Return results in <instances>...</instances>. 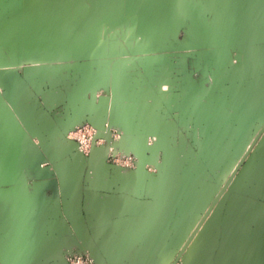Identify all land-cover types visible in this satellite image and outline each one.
<instances>
[{"label": "crops", "instance_id": "0c3cea01", "mask_svg": "<svg viewBox=\"0 0 264 264\" xmlns=\"http://www.w3.org/2000/svg\"><path fill=\"white\" fill-rule=\"evenodd\" d=\"M20 1L0 0V32L4 23L13 28L11 23L19 21ZM189 2H196L206 16L214 15L213 10L222 12L231 3V15L224 18L231 34L224 38L231 44L244 42L240 62L216 57L221 69L216 72V86L210 94L203 87L200 94L194 120L200 122L197 135L204 139L200 148L209 155L198 167V174L192 176L189 168H183L182 175L175 172L161 179L143 170L122 175L103 161L105 152L100 148L83 158L66 141L67 131L72 123L81 121L102 129L110 105L98 101L89 84L72 78L63 97L64 115H50L43 110V68L39 69L30 77L38 79L41 89L33 91L36 96L32 93L29 107L19 113L17 121L28 138L25 168L33 169L45 161L53 171L43 180L40 170L39 181L29 188L15 186L16 176H9L15 165H1L0 264H65L62 250L77 243L91 252L98 264H172L193 226L197 228L224 186L225 177L257 136L224 193L197 228L180 263L264 264V0ZM201 58L204 70L209 58L205 54ZM184 85L182 100L173 99L167 105L182 113L178 118L186 127L192 120L189 104L197 91L190 81ZM126 88L129 90L128 83ZM138 89L128 102L134 122L124 119L123 129L130 136L154 134L159 142L169 123L164 118L160 122L159 99L151 96L149 111L141 109L139 101L149 93L144 87ZM228 103L235 104L237 112L229 111ZM212 146L217 150L209 148Z\"/></svg>", "mask_w": 264, "mask_h": 264}, {"label": "rangeland", "instance_id": "374dc122", "mask_svg": "<svg viewBox=\"0 0 264 264\" xmlns=\"http://www.w3.org/2000/svg\"><path fill=\"white\" fill-rule=\"evenodd\" d=\"M178 1L184 5L190 3L189 0ZM178 1H20V11L16 13L19 21H10L13 28L8 25L9 22L4 23L0 32V70L5 68L0 71V168L2 164L15 165V172L9 175L13 179L16 176L15 186L25 184L29 188L33 187L40 179V170L43 169V180L49 178L47 172L53 171L52 165L45 161L41 166L27 169V154L22 156L21 153L20 157V154L18 156L10 150L11 147L14 149L22 146L21 140H27L26 144L28 143V138L19 126L18 116L29 107L27 102L33 97V91L41 88L43 110L55 117L63 116V97L72 85V78L89 84L97 100L110 105L102 131H98L87 121L71 124L70 128L78 124L75 128L89 125L96 130L91 147L84 154L78 150L76 142L69 138L71 130L67 131L66 141L74 145L76 153L88 159L93 149H103V161L122 175L143 170L161 179L174 176L175 172L182 175L183 168H186V171L189 168L187 172L192 171V176L198 174V167L207 154L209 155L208 151L200 148L201 140L204 139L197 135L200 122L194 120V113L198 112L200 106V94L205 91L203 87H206L210 94L216 86V72L221 71L220 67L216 66V57L227 56L230 60L238 62L237 58H240L241 52L212 51L206 47L209 43L208 46L211 47L226 46V42L230 46L231 41L224 37H229L231 27H227L224 18L231 15V3L222 12L213 10L214 15L206 16L196 6V2L191 3L195 10H190L184 5L181 6L182 10H179ZM116 6L120 7L124 17L122 21L116 22L115 14L103 16L104 12H112ZM157 16L159 20H156ZM102 17L107 21L105 20L99 30L94 24L96 19ZM229 21L230 24L233 23L232 19ZM97 30L100 32L98 38L90 39L98 33ZM63 43L65 46H62ZM27 46H30L29 55L25 50ZM60 46L64 47L63 52L55 59H47L50 49ZM202 54L209 58L204 70L201 67L203 63L200 64ZM42 68L41 87L38 79L30 75L36 74ZM186 81L193 83L197 92L193 93L192 102L189 104V115L193 114L190 115L192 120L184 127L178 118L182 113L173 106L168 107L167 103L173 99L182 100L181 92ZM127 83L129 90L126 88ZM230 83L227 82L229 85ZM139 86L149 93L145 94L144 100L139 101L141 109L144 112L149 111L153 101L151 96L159 99L157 111L160 122L164 118L173 126L171 128L165 124L159 142L154 134L130 136L123 129L124 119L134 122L128 102L136 97ZM48 100H51L50 104H47ZM226 107L231 112H237L233 110L235 104L228 103ZM209 148L217 150L216 146ZM228 177L227 174L225 180ZM193 229H196L195 226ZM65 250H62V255ZM173 264L181 263L177 260Z\"/></svg>", "mask_w": 264, "mask_h": 264}, {"label": "water", "instance_id": "95a60500", "mask_svg": "<svg viewBox=\"0 0 264 264\" xmlns=\"http://www.w3.org/2000/svg\"><path fill=\"white\" fill-rule=\"evenodd\" d=\"M238 42V41H236ZM244 45V42H239V43H235V44H230V46H228V43L226 42V46H217V49H214L210 46H206L207 48H209L210 50H229V51H240L241 47ZM220 47V48H219ZM237 61L240 62L241 61V54H240V58H237ZM15 69V68H13ZM91 126H93L95 129H97L98 131L100 130L99 128L95 127L93 124L89 123ZM78 124H75L72 128H70V130L72 131L75 126H77ZM102 131V129L100 130ZM100 133V132H99ZM257 141V138H255L252 142V144L249 146L248 150L246 151V153L243 155V157L241 158L240 162L237 164L236 168L233 170V172L229 175V177L226 179L224 186L220 189V191L218 192V194L215 196V198L210 202L208 210L206 211V213L203 215V217L199 220L198 226L197 228L202 225V223L205 221V219L207 218L208 214L211 212V210L213 209V207L215 206V204L217 203V201L219 200V198L222 196V194L224 193V190L226 189L227 185L230 183V181L232 180L233 176L235 175V173L237 172L238 168L242 165V163L244 162V160L246 159V157L248 156V153L250 151V149L253 147V145L255 144V142ZM126 151H127V147H126ZM133 152V151H130ZM136 154V153H135ZM193 229L191 235L189 236V238L187 239V241L185 242V244L183 245L182 249L180 250L179 254L177 255L176 259L174 261H179L181 258L182 253L184 252V250L186 249L187 245L191 242V240L195 237V235L197 234L198 229ZM72 248H78L84 251H88L86 249H84L80 244H75L74 246L68 247V248H64L66 249L64 254L66 253V251L72 249ZM63 253V252H62ZM88 253H90V256L94 259L95 264H97V261L95 260V258L93 257V255L91 254V252L88 251ZM64 254L62 255L63 260H64ZM65 263V260H64ZM174 263V262H173ZM172 263V264H173Z\"/></svg>", "mask_w": 264, "mask_h": 264}, {"label": "built area", "instance_id": "2783aa9c", "mask_svg": "<svg viewBox=\"0 0 264 264\" xmlns=\"http://www.w3.org/2000/svg\"><path fill=\"white\" fill-rule=\"evenodd\" d=\"M96 130L89 125L74 128L69 138L76 142L81 153H87L91 147ZM100 141L98 142V144ZM66 264H95V261L87 251L72 248L64 254Z\"/></svg>", "mask_w": 264, "mask_h": 264}, {"label": "bare ground", "instance_id": "6f19581e", "mask_svg": "<svg viewBox=\"0 0 264 264\" xmlns=\"http://www.w3.org/2000/svg\"><path fill=\"white\" fill-rule=\"evenodd\" d=\"M178 1V0H177ZM182 5H184L183 4V2H179L178 1V4H177V7H178V9L179 10H182V8H181V6ZM184 6H188L189 7V9L190 10H195V7L191 4V3H188L187 5H184ZM170 9H172L173 10V8L172 7H170ZM185 10V9H184ZM173 12V11H172ZM193 12V11H192ZM188 13V10H186V14ZM199 13V12H198ZM112 14H115L116 15V22L117 21H122L123 19H124V17L122 16V13H121V10H120V7H118V6H116L113 10H112V12H109V13H107V12H104V14H103V16H106V15H112ZM154 14V13H153ZM158 14V13H157ZM155 15H156V13H155ZM154 17V16H153ZM156 17H154V19H155ZM157 18L158 19H156V20H159V17L157 16ZM161 18V17H160ZM150 19H152V18H150ZM105 20L106 19H103V17H102V19H96L95 20V27L97 28V29H99L100 30V26H102V24L105 22ZM164 20V19H163ZM107 21V20H106ZM151 21H155V20H151ZM150 21V22H151ZM161 21V20H160ZM158 22V21H157ZM147 23H149V22H147ZM214 23H215V20H214ZM144 24H145V22H144ZM154 24V23H153ZM216 24H217V20H216ZM157 25V24H156ZM214 26H215V24H214ZM216 27H218V24L216 25ZM216 27H213L214 29H217ZM220 28V27H219ZM222 28V27H221ZM223 29V28H222ZM221 29V30H222ZM97 32H98V30H97ZM99 34H100V32H98L97 34H95L94 36H92V37H90V39H97L98 38V36H99ZM35 37V36H34ZM218 44V43H217ZM220 44V43H219ZM39 45H40V43H39ZM208 45H210V43L208 44ZM213 45V44H212ZM33 46V45H32ZM62 46H65V43H63V45ZM62 46H60V47H58V48H55V49H50V51H49V53H48V55H47V59H49V60H52V59H55L56 57H58L59 55H60V53L61 52H63V50H64V47H62ZM35 47V46H34ZM34 47H32V48H34ZM211 47V46H210ZM26 54L27 55H29V53H30V46L28 47H26ZM70 52V51H69ZM14 124V123H13ZM16 126V125H15ZM16 129V128H15ZM21 142V145L22 146H20V147H14V149L11 147V151L13 152V154H15V153H17L18 154V156H19V154H20V157H21V153H22V156H24L25 154H26V152H25V147H26V141L25 140H21L20 141ZM23 147V148H22ZM2 149V148H1ZM5 161V160H4ZM3 161V162H4ZM6 163V162H5ZM11 166V165H10ZM7 168H9L8 166H6ZM12 168V167H11ZM12 170V169H11ZM228 186V185H227Z\"/></svg>", "mask_w": 264, "mask_h": 264}]
</instances>
